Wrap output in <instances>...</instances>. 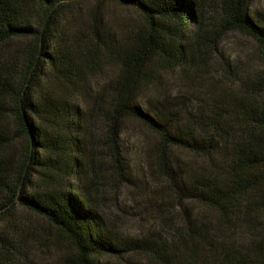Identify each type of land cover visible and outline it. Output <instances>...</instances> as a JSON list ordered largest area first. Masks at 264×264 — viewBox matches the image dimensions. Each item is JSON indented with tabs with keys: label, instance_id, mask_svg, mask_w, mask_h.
<instances>
[{
	"label": "trees",
	"instance_id": "1",
	"mask_svg": "<svg viewBox=\"0 0 264 264\" xmlns=\"http://www.w3.org/2000/svg\"><path fill=\"white\" fill-rule=\"evenodd\" d=\"M80 1L0 0V264L21 252L24 227L40 229L19 209L65 241L56 264H264V72L207 111L146 95L162 74L209 60L229 32L264 46V13L252 0H115L146 24L112 30L98 4L89 28L76 32L68 12ZM106 65L115 75L94 90ZM127 119L158 136L148 175L161 199L182 207L158 236L125 235L101 196L99 153L122 185L136 184L121 151ZM174 148L204 164L176 165Z\"/></svg>",
	"mask_w": 264,
	"mask_h": 264
},
{
	"label": "rangeland",
	"instance_id": "2",
	"mask_svg": "<svg viewBox=\"0 0 264 264\" xmlns=\"http://www.w3.org/2000/svg\"><path fill=\"white\" fill-rule=\"evenodd\" d=\"M98 4L102 18L112 30L124 31L127 27L135 28L137 25L146 24V19L135 9L115 0L101 4L97 0H81L68 12L70 17L74 16L69 25L73 31L77 32L80 29L86 31L89 28L93 13L98 12ZM210 6H213V3L206 4V17L209 24L215 22V16H217ZM252 6L255 10L264 13V0H252ZM115 72V66L106 65L99 77L95 78L93 89L108 86ZM263 72L264 46L242 32L232 31L224 36L209 60L207 58L206 61L188 67L186 70L178 68L162 74L146 95H168L171 99H180L188 103L193 107L190 109L192 112L196 109L207 111L215 102H223L222 99L230 94L231 90L240 86L248 90L247 84L256 80L258 74ZM120 142L127 175L136 184L122 185L115 172L114 162L109 159L106 152L98 154L97 173L102 188L101 196L110 199L104 203L107 205L110 218L117 222L119 229L125 235L143 237L163 234L170 223L179 221L182 207L176 205L173 208L175 203L172 198L161 199L162 187H157L153 183V177L148 175L150 168L148 162L158 155V153H150V150L158 145L159 138L137 121L127 119L120 135ZM19 145L22 147L20 140L13 143L16 149H19ZM170 155L176 165L188 163L194 167L204 164L201 158L181 149H172ZM153 189L157 192L154 193ZM149 194L153 199L149 198ZM152 200H158L157 204L151 205ZM168 203L172 204V210L167 215H163L161 209L164 207L162 206ZM189 205L196 206L197 209L200 207ZM17 215L18 218L21 215V218H30L35 221L34 223L40 229H33V226L24 227L26 231L19 232L15 238V244H19L22 248L21 252L13 258V261L5 264H56L61 256L59 246L67 247L65 241L53 234L45 220L30 215L22 209L17 211ZM55 240L57 246L51 242ZM108 261L110 264H124L114 259ZM137 263L147 264L148 262L140 258Z\"/></svg>",
	"mask_w": 264,
	"mask_h": 264
}]
</instances>
